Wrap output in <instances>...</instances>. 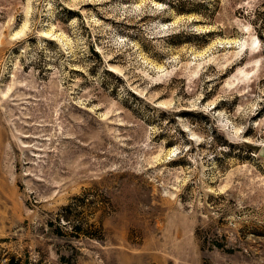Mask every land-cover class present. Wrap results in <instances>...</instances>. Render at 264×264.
Returning <instances> with one entry per match:
<instances>
[{
    "label": "rangeland",
    "instance_id": "rangeland-1",
    "mask_svg": "<svg viewBox=\"0 0 264 264\" xmlns=\"http://www.w3.org/2000/svg\"><path fill=\"white\" fill-rule=\"evenodd\" d=\"M0 264H264V0H0Z\"/></svg>",
    "mask_w": 264,
    "mask_h": 264
},
{
    "label": "bare ground",
    "instance_id": "bare-ground-1",
    "mask_svg": "<svg viewBox=\"0 0 264 264\" xmlns=\"http://www.w3.org/2000/svg\"><path fill=\"white\" fill-rule=\"evenodd\" d=\"M55 37V36H54Z\"/></svg>",
    "mask_w": 264,
    "mask_h": 264
}]
</instances>
